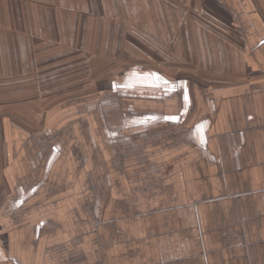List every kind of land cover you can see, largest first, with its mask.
I'll return each mask as SVG.
<instances>
[{"label":"crops","instance_id":"0c3cea01","mask_svg":"<svg viewBox=\"0 0 264 264\" xmlns=\"http://www.w3.org/2000/svg\"><path fill=\"white\" fill-rule=\"evenodd\" d=\"M197 22L223 83L85 98ZM0 264H264V0H0Z\"/></svg>","mask_w":264,"mask_h":264},{"label":"rangeland","instance_id":"374dc122","mask_svg":"<svg viewBox=\"0 0 264 264\" xmlns=\"http://www.w3.org/2000/svg\"><path fill=\"white\" fill-rule=\"evenodd\" d=\"M184 19H191L193 9L186 6ZM194 16V15H193ZM198 18V17H197ZM185 22V21H182ZM196 22V21H195ZM216 27H203L202 22H197L196 26H181L177 28V33L174 37L166 36V28H162L161 32H154L151 28H136L132 30L133 42L124 43L125 57L119 62L117 59L116 73H107L101 75L84 76V91L85 98L98 94H106L109 89L110 81L115 77H122L123 71L130 74L133 70H138L141 73L152 72L158 73L165 80L172 83H188L190 86L199 84L202 86L220 85L223 83L222 59H216V49L214 42H193L182 41L188 39L195 34V38L203 37L204 30L211 31L208 35L214 34ZM151 30V31H150ZM195 31V32H194ZM213 32V33H212ZM163 34L162 36H159ZM121 46L123 44H120ZM119 47V44H117ZM126 74V75H127ZM166 86L165 84L160 85ZM156 88L147 85H137L135 89L149 90ZM168 87V86H167ZM106 90V91H103ZM57 92H37L39 95L47 97L55 95Z\"/></svg>","mask_w":264,"mask_h":264},{"label":"snow or ice","instance_id":"6c2138e0","mask_svg":"<svg viewBox=\"0 0 264 264\" xmlns=\"http://www.w3.org/2000/svg\"><path fill=\"white\" fill-rule=\"evenodd\" d=\"M161 83L165 85H170V88L174 90L175 86L171 85L169 81L165 80L158 73H152V72L141 73L138 70H133L129 74L127 82L122 85H117L116 87L135 88L137 85H147V86H152V87H159ZM185 99H187V97H185ZM148 119H156V117L145 118L144 120L139 121V122L147 123ZM166 119L178 121L179 117L169 116V117H166ZM203 130H204L203 124L196 126L195 132L200 137L201 143L205 142V138L203 136Z\"/></svg>","mask_w":264,"mask_h":264}]
</instances>
